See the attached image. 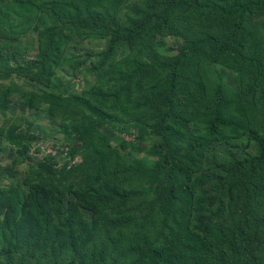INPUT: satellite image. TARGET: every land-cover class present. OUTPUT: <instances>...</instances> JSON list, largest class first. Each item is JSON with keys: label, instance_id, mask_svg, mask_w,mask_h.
I'll use <instances>...</instances> for the list:
<instances>
[{"label": "trees", "instance_id": "1", "mask_svg": "<svg viewBox=\"0 0 264 264\" xmlns=\"http://www.w3.org/2000/svg\"><path fill=\"white\" fill-rule=\"evenodd\" d=\"M147 1L150 6L159 7L158 11L150 12L126 0H110L111 10L104 7L103 0H4L0 3V38L16 37L10 32L19 23L14 24L13 16L18 17L24 10L30 14L37 29L36 51L27 56L19 47L0 42V80L15 74L47 84L54 75L61 44L83 34L108 36L104 50L74 58L71 63L77 70L85 68L93 76L94 85L69 94L26 92L24 104L31 108L36 98L44 102L48 111H55L61 119L68 121L67 132L95 156L96 172L69 187L73 190L75 187L77 197L81 191L86 193L97 213L114 202L123 203L138 195L137 191L122 188L121 170L109 167L118 156L100 132V127L110 124L114 128L137 122L144 123L154 132L161 131V151L152 153L157 159L151 164L136 162L133 167L137 174L155 173L163 167L167 169L160 178L167 186L166 193L162 199L157 196L150 201L157 206L156 210L161 211L159 214L163 215L166 231L150 240L140 235L135 240L133 257L128 264H231L227 253L242 238L243 229L238 227V232H227L226 226L222 228L223 222L226 225L223 178L214 172L198 169L212 144L220 142L224 129L235 135L230 147L241 152L240 161L233 157L237 155L232 150L226 151L247 182L257 220L256 235L264 234V131L242 127L222 110L224 104L222 107L217 101L204 123L202 134L192 118L176 107L175 88L189 56L208 55L212 62L228 56L249 60L242 54L244 17L247 12L264 6V0H233L226 5L202 0ZM124 5L126 10L121 16L116 10ZM186 10L197 16L210 15L230 35L225 39L211 34L191 37L179 46L176 54L161 56L153 49L152 35L170 28L173 16ZM122 37L129 39L134 52L136 64L132 69L127 68L128 60L114 59L115 46ZM71 64L66 65L70 67ZM257 73L255 71L253 80L257 79ZM134 89L139 90L138 95H134ZM8 93V87L0 91L2 108L6 106ZM148 108L153 111L146 112ZM2 138L20 155L15 143L16 140L19 142L17 136L10 137L6 133ZM251 144L253 152L246 150ZM74 150L75 146L69 148V157L73 156ZM31 172L30 191L24 199L14 188L0 187V209L4 218L9 220L7 243L0 249V264H13L19 244L17 233L27 219L31 222L33 236L39 237L41 242L50 233L57 234L59 229L67 243L73 240L70 218L75 208L69 202L67 214L61 218L58 184L53 185L40 171ZM226 190L230 192V187L227 186ZM51 211L57 221L50 217ZM34 263L49 264L38 260ZM69 264L76 263L70 261Z\"/></svg>", "mask_w": 264, "mask_h": 264}, {"label": "rangeland", "instance_id": "2", "mask_svg": "<svg viewBox=\"0 0 264 264\" xmlns=\"http://www.w3.org/2000/svg\"><path fill=\"white\" fill-rule=\"evenodd\" d=\"M159 1V0H157ZM216 4H230L233 0H202ZM4 0H0V3ZM134 2L150 12H157L159 7L150 6L147 0H126ZM104 7L111 10L110 0H103ZM125 5L116 11L123 15ZM12 16V15H11ZM14 17L18 27L10 30L15 38H0V42L12 44L23 50L27 56L36 51V28L30 14L24 10ZM170 28L159 30L151 37L153 49L161 56L176 54L180 45L188 38L211 34L225 39L230 32L219 25L210 15L197 16L190 10L176 13ZM1 24V23H0ZM108 36L83 34L74 36L59 47L54 75L47 84L30 79L28 76L11 74L0 80V91L9 88L5 97L6 106H0V187L14 188L21 199L27 197L32 181L31 170L46 174L54 184H58L61 198L58 211L65 217L69 208H75L70 218L73 240L66 242L62 230L49 234L44 242L33 236L31 222L27 219L18 230L16 253L13 264L22 262L69 264H128L133 255L135 240L142 235L147 240L153 239L159 232H165L166 226L161 211L151 204V200L166 193V184L160 181L165 174V167L155 173L137 174L136 162L151 164L161 151V131L154 132L144 123L130 122L123 125L110 124L100 127L109 146L116 150L118 158L109 166L121 170L122 188L137 191L138 195L123 203L114 202L102 212L94 211V203L86 193L79 197L70 184L96 172V158L67 130L69 123L61 119L55 111H48L47 105L37 98L31 108L24 104L26 92L43 93L53 91L59 94L80 92L95 84V80L86 69H75L74 58L87 54H96L106 48ZM243 56L249 60H240L230 56L218 62H212L208 55L187 57L182 73L175 88L176 107L182 108L193 120L195 127L204 134V123L211 115L214 103L219 101L222 110L242 127L264 131V6L245 14L243 34ZM129 39H122L115 46V60H128L127 68L135 66L134 52ZM95 58V56H93ZM258 63V64H255ZM66 64H71L70 67ZM131 64V65H128ZM257 71V79L253 75ZM139 90L134 89V95ZM220 106V107H221ZM148 108L146 112H150ZM153 111V110H152ZM17 136L19 154L13 146L6 143L2 136ZM239 134V133H238ZM235 135L224 129L220 142L204 156L198 171L214 172L223 178L224 217L222 228L226 231L243 229L242 238L236 241L234 249L227 253L231 264H264V234L256 235V216L252 208L247 182L237 171L233 157L240 161V151L230 147ZM240 136V135H239ZM3 141L6 143L2 146ZM14 142V141H12ZM120 144H123L121 147ZM75 146L74 154L68 151ZM253 144L247 147L252 151ZM230 147V148H229ZM232 150L234 155L227 153ZM115 157V156H114ZM241 177V179H240ZM239 179V181L237 180ZM230 187V192L226 187ZM50 210L52 206L47 204ZM50 217L57 221L53 211ZM223 221V220H222ZM9 220L4 218L0 209V249L7 243L6 227ZM238 232V231H237ZM262 232L261 227L258 230ZM173 260V259H172ZM35 264V263H34Z\"/></svg>", "mask_w": 264, "mask_h": 264}, {"label": "crops", "instance_id": "3", "mask_svg": "<svg viewBox=\"0 0 264 264\" xmlns=\"http://www.w3.org/2000/svg\"><path fill=\"white\" fill-rule=\"evenodd\" d=\"M5 144H6V143L3 141L2 146L5 145ZM8 145H9V144H8Z\"/></svg>", "mask_w": 264, "mask_h": 264}]
</instances>
